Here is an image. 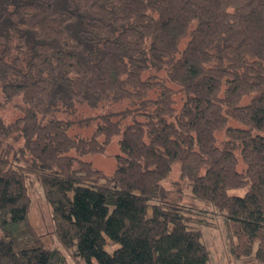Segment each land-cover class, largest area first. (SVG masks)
Returning <instances> with one entry per match:
<instances>
[{"label":"trees","instance_id":"obj_1","mask_svg":"<svg viewBox=\"0 0 264 264\" xmlns=\"http://www.w3.org/2000/svg\"><path fill=\"white\" fill-rule=\"evenodd\" d=\"M115 105L71 132L78 108ZM8 106L0 264H211L196 207L165 200L176 166L237 257L264 264V0H0ZM114 138L107 176L87 157ZM31 176L60 248L31 222Z\"/></svg>","mask_w":264,"mask_h":264},{"label":"rangeland","instance_id":"obj_2","mask_svg":"<svg viewBox=\"0 0 264 264\" xmlns=\"http://www.w3.org/2000/svg\"><path fill=\"white\" fill-rule=\"evenodd\" d=\"M118 106H101L96 108L80 107L77 111V123L72 129L75 135L89 136L95 129L96 124L93 119L102 113H108L118 110ZM120 110V109H119ZM118 110V111H119ZM20 113L12 106L0 108V116L6 121L14 120ZM64 117V114H60ZM118 138H114L106 151L102 154H95L87 157L91 160L94 166L102 170L107 176L112 175L116 168V156L119 154ZM246 165L240 159L238 170L244 172ZM30 194L33 200L31 211V222L36 232L41 235L45 242L51 246L60 248V243L53 233V226L50 219V209L45 201L44 192L40 182L31 176L28 181ZM165 200L170 203L184 205L189 208L196 207L194 211L196 215V225L202 230L203 242L208 247L211 255V264H258L254 259L244 260L237 257L238 250L233 251L237 243L236 238H232L230 227L227 221L214 212L209 207H204L200 204L195 206L191 189L187 181L181 176L180 169L176 166L171 176L164 182ZM247 189H235L230 193L233 195L243 196ZM196 203V202H195ZM243 249V248H242ZM68 264H86L81 259H74L70 253L65 252Z\"/></svg>","mask_w":264,"mask_h":264}]
</instances>
